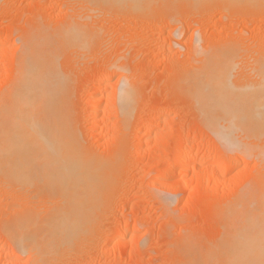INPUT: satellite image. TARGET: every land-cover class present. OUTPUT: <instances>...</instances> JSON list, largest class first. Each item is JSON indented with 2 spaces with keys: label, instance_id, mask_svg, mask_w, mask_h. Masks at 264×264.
<instances>
[{
  "label": "rangeland",
  "instance_id": "374dc122",
  "mask_svg": "<svg viewBox=\"0 0 264 264\" xmlns=\"http://www.w3.org/2000/svg\"><path fill=\"white\" fill-rule=\"evenodd\" d=\"M165 3L169 6L163 8L157 2L146 9L150 12L143 10L140 15L104 4L94 8L87 0H0V38L7 40L0 47L4 49L0 51V91L12 81V67L7 68L19 56L21 37L51 34L57 44L65 24L78 19L91 32L90 40L58 56L60 69L73 78L68 97L70 121L78 128L86 150L110 163L117 158L111 163L115 166L105 183L100 210L93 212L96 221L91 218L95 227L83 241L78 239L81 245L76 243L75 252H69L71 246L61 248L69 251L56 250L64 254L52 264H188L192 258L189 246L203 254L223 241L226 229L243 227L244 217L261 211L257 206L239 207L235 214L226 211L228 201L264 178V170L254 157L238 150L229 155L224 150L202 116L194 84L198 78L223 77L234 92L260 86L264 81V2H212L195 8L175 2L189 9L181 10L179 5L178 12L169 8L175 3ZM57 45L54 49L60 50ZM113 63L126 70L116 67L111 82L102 81L103 71ZM125 74L136 91L127 124L114 107L104 110L109 103L106 97L101 114L93 117L90 99L99 97L105 87L113 96ZM190 144L209 149L212 155L220 151L223 161L233 158L241 167L219 171L203 163L206 177L201 178L188 162L184 165L187 171L181 173L177 149L192 148ZM240 144L246 142L240 140ZM166 160L174 175L158 177ZM57 198L41 186H24L0 177V264H14L13 260L31 264L29 254L13 248L14 239L5 236L6 227L15 229L19 220L31 215L36 220L49 217L60 204ZM117 232L124 238L119 242L114 241Z\"/></svg>",
  "mask_w": 264,
  "mask_h": 264
},
{
  "label": "bare ground",
  "instance_id": "6f19581e",
  "mask_svg": "<svg viewBox=\"0 0 264 264\" xmlns=\"http://www.w3.org/2000/svg\"><path fill=\"white\" fill-rule=\"evenodd\" d=\"M87 1L94 8L104 4L108 7H117L127 10V12L139 14L143 10L144 13L150 12L151 10L146 9L152 7L154 3L157 5V2L163 8L168 7L169 5L165 1L167 3L187 2L185 3L188 5L186 8L201 7V4H212V2L219 5L264 2V0ZM163 2L167 6H163ZM176 3L175 6L172 4L176 8L169 7L173 12H178L177 7L180 8V4L176 6ZM185 4L180 5L182 6L181 10H187L183 9ZM175 22L178 23L176 20ZM82 25L84 24L82 23ZM177 31L178 29H175L176 33ZM39 33L42 35V32ZM88 33L91 32H86L78 19L67 25L65 24L58 36L60 43L57 42L62 50L54 49V45H57L54 44V40L57 37L53 35V37H56L53 40L51 34H48L49 37L39 36L40 38L32 37L31 34V36L21 37L19 56L12 63L7 62L11 63V66L8 65L10 69L7 68V70H11L12 67V81L5 86V90L0 91V177L1 179L6 178L19 182L24 186H41L55 193L57 199L60 200L58 201L60 204L57 205L55 210L52 209V214L47 218L42 219L43 216H40L41 218L38 219V216L36 220V217H31L36 215H31L30 218L24 217L16 224L14 223L16 225L15 229L14 226L6 227L8 231L9 228L15 230L14 232L11 231V234L7 231L5 235H9L14 239L13 248L26 253V255L29 254L28 256L32 259L31 264H52L53 260V262H56L55 259H59L60 255L64 254H58L56 251L61 248L71 246L73 248L70 247L69 249L73 251L64 250L75 252L74 247L80 244L78 243L79 240L83 241L82 238L95 227L96 223L93 220L96 221V218L92 217L95 215L93 212H99L100 210L99 207L102 205L100 203L104 200L103 194L107 192L105 191V183L109 174L112 173L111 170L114 169L112 166H115L111 163L117 160L115 158L113 161V159H110L111 157H108L112 160L110 163L108 159L95 156L88 149L86 150L87 146L85 147L83 140L81 141L82 136L79 134L78 128L70 121L72 113L69 114L68 111V107H70L68 97H71L69 89L71 90L72 87H69L72 86L71 80L73 78L71 79L72 76L69 72L60 69L58 56L63 53L61 51L80 48L86 41L90 40L91 36ZM6 41L0 38V47ZM57 46L59 47V45ZM2 50L4 49L2 48ZM2 50L0 49L1 52H3ZM196 50L198 52V48ZM117 65L113 63L105 68L102 81L111 82L113 78L111 71L116 67L126 70L123 65ZM122 69L121 71H124ZM130 82L131 78L127 74L121 76L116 84L117 89L113 96L106 93L108 87L102 86L105 87V90L100 91L99 97L96 95L90 99L92 116L97 118L101 114L99 109L106 97L109 103L106 107L104 106V110L114 107L118 112L117 114L122 117L120 119L128 117L129 113L133 111L130 108H134V106H130L131 102L133 104L131 98L134 95L132 96V94L136 93L135 90L132 91ZM194 88H196V100L202 107V116L210 122V129L216 135L221 146H224V150L229 155L238 150L247 157H254L264 170V81L260 83L256 90L250 91L242 88L234 92L225 84L223 77H208L198 78ZM129 118L124 119V122H127ZM124 122L122 120L123 124ZM126 122L125 124H127ZM138 122L139 125L140 122ZM152 123L155 126L156 123ZM144 136L146 135L144 134ZM180 139L178 140L181 141ZM240 140H243L246 144L242 146ZM175 141L177 142L176 138ZM174 146L176 145L174 144ZM190 146L192 145L190 144ZM194 147L184 145L183 148L180 147L179 151L177 149L176 160L179 163L181 173L187 171L184 165L188 162L193 165L200 176L202 175L201 178L206 177L205 170L201 165L203 163H208L210 170L218 169L219 171L237 170L240 166H238L237 160L235 162L233 158L223 161L218 154L220 151L216 152V155L215 153L212 155L213 151L210 153L209 149L201 150L198 144L196 148ZM168 161L166 160L167 163L160 170L158 177L172 176L173 166L168 164ZM170 162L172 161L170 160ZM228 202L226 211L233 214L239 207L246 206H248L246 208L251 206L260 207L261 211H258V213H255V211L253 215L244 217L245 225L243 227L226 229L223 241L215 244L203 254L198 255L195 252L196 250L192 251L195 247L189 246L187 250L192 254V258L190 257L188 264H264V178L253 189L243 191ZM98 208L99 210H97ZM92 213L93 215H91ZM121 235L117 232L114 241H121ZM76 240L77 242H75ZM12 241L10 242L12 243ZM62 249L59 252H63ZM66 253L68 252L66 251ZM11 263L16 264L19 261L13 260Z\"/></svg>",
  "mask_w": 264,
  "mask_h": 264
}]
</instances>
